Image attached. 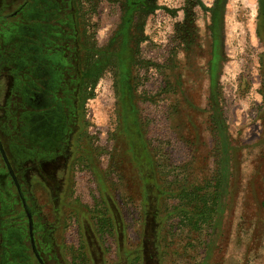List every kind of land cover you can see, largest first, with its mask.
Listing matches in <instances>:
<instances>
[{"label":"rangeland","instance_id":"1","mask_svg":"<svg viewBox=\"0 0 264 264\" xmlns=\"http://www.w3.org/2000/svg\"><path fill=\"white\" fill-rule=\"evenodd\" d=\"M22 2L0 0V32L6 23L21 22L23 13L16 11ZM259 5L264 11V0H128L129 11L122 15L128 26L122 28L114 67L92 48L106 47L107 36L118 30V1L76 0V17L83 18L79 41L85 47L79 53L83 75L80 86L75 83L78 125L68 173L56 202L35 188L51 229V248L41 253L45 264H146L144 248L149 261L158 264L152 245L158 224L152 217L145 221L142 181L123 132L121 74L127 71L136 121L163 193L158 202L161 264H264V86L258 76L264 44L257 35L264 17ZM188 20L195 29L186 54L180 24ZM15 42L0 43V58ZM212 44L214 56L218 51L221 58L210 64ZM9 85L0 80V115L6 124L17 100ZM215 92L223 109L220 125L208 107ZM219 171L220 203L213 206V217L193 224L199 212L211 209ZM5 250L0 246V262ZM25 254L37 264L30 248ZM14 260L22 262L18 256Z\"/></svg>","mask_w":264,"mask_h":264},{"label":"flooded vegetation","instance_id":"2","mask_svg":"<svg viewBox=\"0 0 264 264\" xmlns=\"http://www.w3.org/2000/svg\"><path fill=\"white\" fill-rule=\"evenodd\" d=\"M15 26L33 29L37 35L33 40L9 34L10 40H16L6 54L12 66L0 76L1 83L8 81V88L17 94L8 124L0 115V246L6 248L0 264H33L25 248L31 249L37 264L40 260L45 264L41 253L51 248V229L35 188L44 189L51 202L63 193L78 125L75 82L68 80L57 47L41 45L40 24ZM65 79L73 88L64 84ZM17 256L21 263L14 260Z\"/></svg>","mask_w":264,"mask_h":264},{"label":"trees","instance_id":"3","mask_svg":"<svg viewBox=\"0 0 264 264\" xmlns=\"http://www.w3.org/2000/svg\"><path fill=\"white\" fill-rule=\"evenodd\" d=\"M119 4H122L121 8V15H120V24L118 30L114 33L113 37L108 40L106 47H94L92 48L93 52L96 55H101L105 57L106 61L109 63L111 62L114 67H116V63L120 61L117 58V53L120 52L121 47L119 46L122 43V36L124 35L123 27L128 26V21L122 19V15L125 11V17L129 11L128 7V0H117ZM260 1V0H259ZM76 0H23L22 4L18 7H22L20 9V13H23L21 22L16 24H40L42 27V31L40 32V43L43 45V48L46 49L48 47L54 49L57 47V51L63 54V69L65 73H68V80L75 82L76 85L79 87L82 78V70L80 64L79 53L84 46V43H80L79 41V29H82V14L81 18L76 17L77 10L75 7ZM80 5V3H79ZM36 8V11H34ZM31 9V13L28 11ZM34 9V10H33ZM126 9V10H125ZM134 10V8L132 9ZM259 16L264 17V11L260 8V5L257 8ZM18 11V10H17ZM79 11V10H78ZM136 11V10H135ZM81 13V11H80ZM264 19V18H263ZM6 23V22H5ZM181 25V30L183 31L182 38L180 39V46L181 50L186 52L192 49V39L188 38V36L193 32L195 27L192 25L191 21L188 20ZM33 26V25H31ZM35 26V25H34ZM14 34V38H32L35 40L37 33L34 32L32 29L24 30L19 27H14V25H10L6 23L5 26L1 29L0 32V43H10L12 40L9 38V34ZM217 37L219 34H216ZM257 35L259 36V41L264 44V24L262 26H258L257 28ZM215 36V35H214ZM214 38V37H212ZM212 56L210 58V64L213 60L217 61L221 58L220 53L217 51L215 52L214 56V44H212ZM45 51V50H44ZM35 52H32L34 54ZM18 62L14 61V64ZM215 63V62H214ZM177 66H179L178 60L176 61ZM184 64L188 66L190 64V58L188 59V55H184ZM12 66V62L8 61L7 56L2 55L0 58V70H6V68ZM15 66V65H14ZM64 73V74H65ZM258 76L262 86H264V57L259 58L258 63ZM129 73L123 72L121 74V102L123 108V132L125 134L126 140L129 143V152L132 154L134 159L135 166L139 172L141 181H142V210L144 213L145 221L148 217H152L155 222H157L158 226L156 229L154 228L153 232V256L156 257L157 263L161 264L162 262V252L159 246L160 240V233H161V219L158 215V202L159 198L163 195L162 190L154 177V171L151 163V158L148 154L146 149V145L144 140L142 139L141 133L139 131V127L136 121L135 112L133 110V103L131 102V92L129 86ZM67 80H64V84H67ZM218 92L215 94H210L208 97V107H210L211 114L216 120V124L220 125L223 121L222 116V107L218 105L217 101ZM220 117L223 118L220 120ZM223 123V122H222ZM218 183L215 184L213 190L210 194L211 197V209L205 210L204 213L199 212V217L193 220V224H198L197 221L201 223L205 221L209 216L213 217L215 211L214 205L218 200L220 203L219 194L221 189L222 183V174L218 172ZM216 186L218 189L216 190ZM216 190V192H215ZM214 193V195H213ZM112 210V215L116 217V211ZM190 222V220L188 219ZM151 237H152V230H151ZM147 249L144 248L142 253H144V262L146 264H152L149 259L148 255H146L145 251ZM144 251V252H143ZM43 254L46 252H42ZM123 253V252H122ZM123 258L129 259V255L123 253ZM122 258V257H121ZM122 258V259H123Z\"/></svg>","mask_w":264,"mask_h":264},{"label":"crops","instance_id":"4","mask_svg":"<svg viewBox=\"0 0 264 264\" xmlns=\"http://www.w3.org/2000/svg\"><path fill=\"white\" fill-rule=\"evenodd\" d=\"M119 2H121V0H119ZM118 7H119L120 15H121L122 4H119V3H118ZM108 8H109V3H105V4H104V9H105V11H106V9H108ZM113 35H114L113 33L109 34V36H107V39H106V40H107V41L110 40V39L113 37Z\"/></svg>","mask_w":264,"mask_h":264},{"label":"water","instance_id":"5","mask_svg":"<svg viewBox=\"0 0 264 264\" xmlns=\"http://www.w3.org/2000/svg\"><path fill=\"white\" fill-rule=\"evenodd\" d=\"M3 157H4V159L6 160V156H5L4 153H3ZM39 260H40V259H39ZM40 263L43 264L41 260H40Z\"/></svg>","mask_w":264,"mask_h":264}]
</instances>
